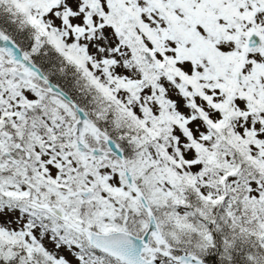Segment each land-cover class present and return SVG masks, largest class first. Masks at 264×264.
<instances>
[{
  "label": "snow or ice",
  "instance_id": "obj_1",
  "mask_svg": "<svg viewBox=\"0 0 264 264\" xmlns=\"http://www.w3.org/2000/svg\"><path fill=\"white\" fill-rule=\"evenodd\" d=\"M0 264H264V0H0Z\"/></svg>",
  "mask_w": 264,
  "mask_h": 264
}]
</instances>
